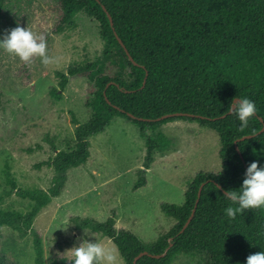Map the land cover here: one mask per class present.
<instances>
[{
	"label": "trees",
	"instance_id": "obj_1",
	"mask_svg": "<svg viewBox=\"0 0 264 264\" xmlns=\"http://www.w3.org/2000/svg\"><path fill=\"white\" fill-rule=\"evenodd\" d=\"M4 4L5 0H0V16ZM59 4L54 33L84 11L98 21L105 42L101 58L57 73L59 87L50 90L60 100L71 77H85L92 117L82 124L74 117L78 125L75 147L58 151L47 162L56 173L49 190L19 188L6 165V182L11 186L7 193L16 192L32 204L26 212L0 210V235L4 225L28 234L39 212L61 194L68 170L88 161L90 138L105 132L116 117L136 124L145 139L144 167L138 172L134 190L147 185L146 172L156 153H166L172 147V140L160 127L183 119L219 134L223 171L219 175L199 172L182 204H161L163 212L177 221L170 231L147 243L132 231L118 230L112 216L103 222L76 217L77 228L110 238L125 264H134L143 251L161 256L143 255L137 264H173L180 256H200L205 264H244L249 254L264 250V207L245 209L233 219L225 209L236 205L224 197L242 185L252 161L259 160V166L264 167V131L240 140L264 128V0H59ZM239 96L254 101L258 109L243 129L235 112L230 113L233 98ZM1 98L0 90V103ZM175 113L184 115L158 120ZM202 183L205 186L199 198ZM194 209L193 219L182 232ZM34 247L35 264H44L39 233ZM0 264L15 263L0 255ZM56 264H73V259Z\"/></svg>",
	"mask_w": 264,
	"mask_h": 264
},
{
	"label": "rangeland",
	"instance_id": "obj_2",
	"mask_svg": "<svg viewBox=\"0 0 264 264\" xmlns=\"http://www.w3.org/2000/svg\"><path fill=\"white\" fill-rule=\"evenodd\" d=\"M59 15V0H5L0 16V34L17 24L37 35L48 34L46 54L52 57L44 65L38 56L25 62L0 49V210L26 212L32 204L16 192L7 193L11 186L6 165L19 188L49 190L56 173L47 162L58 151L75 147L78 125L73 118L82 124L92 117L85 77H71L60 100L50 90L59 87L57 73L103 56L100 25L80 11L70 25L54 33ZM160 131L172 140V147L156 153L146 172L147 185L134 190L144 167L145 139L136 124L116 117L105 132L90 138L88 161L68 170L61 194L39 212L28 234L7 225L1 228L0 255L15 264H35L34 237L39 233L44 264H56L61 260H53L57 250L63 255L84 240H99L112 250L115 264H125L110 238L77 228L76 217L102 222L115 217L118 230L132 231L147 243L167 234L177 221L163 212L161 204H182L199 172L219 170L221 142L217 132L196 121H169ZM66 217L71 224L65 231L58 227ZM173 264L205 263L200 256H180Z\"/></svg>",
	"mask_w": 264,
	"mask_h": 264
},
{
	"label": "clouds",
	"instance_id": "obj_3",
	"mask_svg": "<svg viewBox=\"0 0 264 264\" xmlns=\"http://www.w3.org/2000/svg\"><path fill=\"white\" fill-rule=\"evenodd\" d=\"M0 49L15 54L20 60L29 62L32 57L38 56L41 63L48 65L52 57L46 54V40L43 35H37L28 26L17 24L11 29H6L0 34ZM234 103V112L240 121V128H246L249 125V118L253 117L258 111L254 101L248 97L233 98L230 104V110ZM223 171L222 165L218 171H213L214 175H219ZM245 179L238 190H230L224 196L226 200L231 201L236 207L228 206L225 213L229 218H235L236 215L245 209L264 207V167L259 166V160L252 161L245 174ZM71 219L66 217L62 228L65 231L69 228ZM56 228V229H58ZM73 259V264H115L116 257L111 249L102 244L99 240L90 242L84 240L79 246L68 249L63 255L57 250L53 260ZM244 264H264V250L249 254Z\"/></svg>",
	"mask_w": 264,
	"mask_h": 264
},
{
	"label": "water",
	"instance_id": "obj_4",
	"mask_svg": "<svg viewBox=\"0 0 264 264\" xmlns=\"http://www.w3.org/2000/svg\"><path fill=\"white\" fill-rule=\"evenodd\" d=\"M104 9L106 10V7H105V6H104ZM109 18H110L111 25L113 26L114 21H113V18H112V16H111L110 14H109ZM116 35H117V34H116ZM117 37H118V36H117ZM118 39H119L120 44H121L123 47H125V45H124L122 39L119 38V37H118ZM130 60H133V58H132L131 56H130ZM237 100H238V99H237ZM233 111H234V105L232 106V110H230V113H232ZM173 115H175V116H179V115L183 116L184 113L167 114V115H164V116L158 118V120L165 119V118L171 117V116H173ZM225 116H226V115H224V116H222V117H225ZM132 118H134V117H132ZM263 131H264V128H263L260 132H258V133H256V134L245 135V136H243L240 140H245V139L252 138V137H254V136H256V135L262 133ZM236 148H237L238 152L240 153L241 157L243 158L242 152H241V150L239 149V147H238V145H237V142H236ZM243 160H244V158H243ZM204 186H205V183H202V184H201V187H200V189H199V193H198L199 198L201 197L202 190H203ZM220 187H221V186H220ZM198 201H199V199L197 200V203H198ZM194 215H195V209L193 210L192 215L190 216L189 220H188V221L186 222V224L184 225V227H183V229H182V232L187 228V226L189 225V223H190L191 220L193 219ZM166 251H167V250H166ZM165 253H166V252H165ZM165 253L162 254V255H165ZM143 255H150V256H153V257H160V256H161V255H153V254H151V253L148 252V251H143V252H141V253L136 257L134 264H137V260H138L139 258H141Z\"/></svg>",
	"mask_w": 264,
	"mask_h": 264
}]
</instances>
